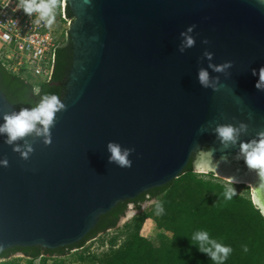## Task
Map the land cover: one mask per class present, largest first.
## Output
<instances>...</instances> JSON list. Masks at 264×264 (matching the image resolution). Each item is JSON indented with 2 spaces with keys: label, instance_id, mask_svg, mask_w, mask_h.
<instances>
[{
  "label": "water",
  "instance_id": "1",
  "mask_svg": "<svg viewBox=\"0 0 264 264\" xmlns=\"http://www.w3.org/2000/svg\"><path fill=\"white\" fill-rule=\"evenodd\" d=\"M65 2L74 57L51 142L33 132L9 145L0 133V255L78 244L120 202L178 179L198 149L239 166L240 143L264 131L261 0ZM182 32L195 42L183 52ZM228 61L223 72L209 67ZM200 69L217 90L201 86ZM14 112L0 86V125ZM241 123L247 131L224 149L216 127ZM110 142L134 150L130 168L109 162Z\"/></svg>",
  "mask_w": 264,
  "mask_h": 264
},
{
  "label": "trees",
  "instance_id": "2",
  "mask_svg": "<svg viewBox=\"0 0 264 264\" xmlns=\"http://www.w3.org/2000/svg\"><path fill=\"white\" fill-rule=\"evenodd\" d=\"M61 2V0H60ZM59 5V3H58ZM66 17L74 21V14L66 5ZM69 36V32H68ZM73 44L61 43L56 50V61L49 82L34 83L23 76L9 73L0 61V86L7 99L19 112L36 107L45 94H55L60 100L66 92V82L73 66ZM38 126V125H37ZM210 146H205L209 150ZM196 154H193L184 173L173 182L152 189L132 201L120 202L109 213L101 216L96 227L78 244L57 250L41 247L14 248L0 255V264H46L49 257H65L80 250L99 236L115 233L109 240V249L102 255L82 252L76 260L80 264H218L199 251L198 242L192 241L197 231H207L216 240L233 251L223 264H264V216L251 203L250 189L242 185L243 192L235 189L231 201L224 198V191L232 187L215 177L214 172L196 173ZM239 188V187H238ZM155 201L150 210L144 204ZM162 203L164 213L156 215V203ZM137 213L123 227L120 221L126 216L129 205ZM153 220L162 234L157 239L142 238L145 222ZM167 233L170 236H167ZM166 234V235H165ZM248 251L244 252L243 247ZM23 258L12 262L16 254Z\"/></svg>",
  "mask_w": 264,
  "mask_h": 264
},
{
  "label": "clouds",
  "instance_id": "3",
  "mask_svg": "<svg viewBox=\"0 0 264 264\" xmlns=\"http://www.w3.org/2000/svg\"><path fill=\"white\" fill-rule=\"evenodd\" d=\"M60 0H19L17 9H22L23 12L31 16L36 13L38 18L36 23L40 21H46V26L50 27L55 23L56 14L55 9L58 6ZM264 3V0H261ZM193 27H189L187 33L193 30ZM187 33L182 32L181 36L184 37L180 51L183 52L185 48L194 46V39ZM207 42V41H205ZM211 53H205L208 59H211ZM214 71L223 72L227 68L231 67V61L225 62L222 65L213 66ZM253 75H257L256 70H253ZM198 80L201 86L208 88L212 87L213 90H217L215 85L210 82L209 74L206 70L200 69L198 73ZM258 90H264V67L259 69V79L255 85ZM65 109V105L61 103L60 98L55 94H45L39 104L31 109H21L18 113H12L3 117L4 124L0 125V133L6 134V143L12 145L19 139L26 137L27 135L35 132L37 136H44L45 143L48 144L50 140V127L54 125L55 116L57 112ZM37 125H42V128H38ZM247 131V125L241 123L240 126L233 127L232 125H219L216 127L215 132L221 145L224 149H227L229 145H235L241 132ZM257 139H253L249 142L240 143V156L243 157L246 166L249 169L257 170L259 177V184L257 186H249L251 203L260 211V214L264 216V131L257 134ZM25 151L21 152V148L17 145L14 151L21 152L24 158H27L29 153L33 151V148L27 142L24 145ZM108 151L111 153L109 157L110 163H116L122 168H130L132 162L128 159L129 154L134 151L133 149L121 150V147L110 142L107 145ZM212 151L197 150V163L200 161L208 160L212 158ZM239 158V157H238ZM0 164L7 165V160H0ZM229 185L233 183V179L229 178ZM236 195V191L232 187H228L224 191V198L227 201H231ZM156 215H162L164 213L163 204L158 202L155 205ZM193 242H198L199 251L206 253L212 261L223 264L232 253L233 249L230 246H225L218 243L214 239H210L207 231H197L192 236ZM243 251L247 252V246L243 247Z\"/></svg>",
  "mask_w": 264,
  "mask_h": 264
},
{
  "label": "built area",
  "instance_id": "4",
  "mask_svg": "<svg viewBox=\"0 0 264 264\" xmlns=\"http://www.w3.org/2000/svg\"><path fill=\"white\" fill-rule=\"evenodd\" d=\"M19 0H0V61L6 70L31 82L52 79L60 33L56 22L48 27L46 21L36 23V13L26 15L17 9ZM60 20L71 25L66 17V2L58 5ZM68 34V31H67Z\"/></svg>",
  "mask_w": 264,
  "mask_h": 264
},
{
  "label": "rangeland",
  "instance_id": "5",
  "mask_svg": "<svg viewBox=\"0 0 264 264\" xmlns=\"http://www.w3.org/2000/svg\"><path fill=\"white\" fill-rule=\"evenodd\" d=\"M55 14H56V19H55L56 25L60 33L63 32V34L60 37L61 43H65L68 40L67 31L69 32V28L71 25H69L67 22L60 20V12L58 6L55 9ZM210 172H214L215 177L223 180L227 184H229L228 180L230 177H233L234 179H238V180H234L232 178L233 179L232 188L238 189L241 192L245 190L244 188H240L242 185H245V187H249L250 185L252 186L256 181L259 180V177L257 175V170L249 169L246 166L245 162L244 164H240L238 166L236 163H233L232 160H227L223 158H219V159L211 158L210 161L208 160L200 161L199 164L196 165V173L208 174ZM154 203L155 201H149L148 203L144 204L143 209L150 210ZM136 213L137 211L135 210L134 204H130L126 216L120 221L119 227H123L125 223L131 220ZM161 234L162 232L158 229L156 223L151 219H148L145 222L143 229L141 231L142 238H146V239H157ZM113 235H115V233L110 232L108 235L99 236L98 238L89 241L83 249L74 250L65 257H59V258L49 257L47 258L46 264H80L78 263L76 258L78 254L82 252H90L91 254L102 255L108 251L109 249L108 242ZM167 236H170V234L167 233ZM19 258H23V255L21 253H18L15 256H13L11 261L12 262L18 261ZM0 262H5V260H1ZM20 264H26V261L24 259H21ZM34 264H40V260H36ZM85 264H93V263L87 262ZM95 264H103V263H101L100 261Z\"/></svg>",
  "mask_w": 264,
  "mask_h": 264
},
{
  "label": "bare ground",
  "instance_id": "6",
  "mask_svg": "<svg viewBox=\"0 0 264 264\" xmlns=\"http://www.w3.org/2000/svg\"><path fill=\"white\" fill-rule=\"evenodd\" d=\"M230 178H233V177H230ZM234 179V178H233ZM234 180H238V179H234Z\"/></svg>",
  "mask_w": 264,
  "mask_h": 264
},
{
  "label": "flooded vegetation",
  "instance_id": "7",
  "mask_svg": "<svg viewBox=\"0 0 264 264\" xmlns=\"http://www.w3.org/2000/svg\"><path fill=\"white\" fill-rule=\"evenodd\" d=\"M67 42H65V45H66Z\"/></svg>",
  "mask_w": 264,
  "mask_h": 264
}]
</instances>
